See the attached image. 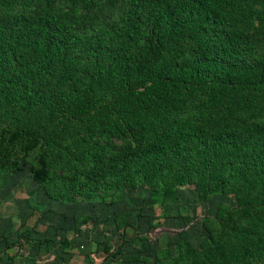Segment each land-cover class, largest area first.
<instances>
[{
    "label": "trees",
    "instance_id": "16d2710c",
    "mask_svg": "<svg viewBox=\"0 0 264 264\" xmlns=\"http://www.w3.org/2000/svg\"><path fill=\"white\" fill-rule=\"evenodd\" d=\"M101 1L0 0V190L24 166L62 203L111 168L122 184L109 187L120 192L173 197L187 187L204 202L215 185L233 205L202 220L197 249L180 240L155 262L264 264V36L251 33L264 27L248 6L264 0H111L123 1V28L73 32L99 22L88 12ZM217 27L229 31L215 36ZM184 51L191 61L179 63ZM195 95L198 112L175 117ZM96 136L120 147L106 157L112 148Z\"/></svg>",
    "mask_w": 264,
    "mask_h": 264
},
{
    "label": "rangeland",
    "instance_id": "374dc122",
    "mask_svg": "<svg viewBox=\"0 0 264 264\" xmlns=\"http://www.w3.org/2000/svg\"><path fill=\"white\" fill-rule=\"evenodd\" d=\"M101 3L104 9L88 12L89 16L97 17L98 23L72 31L92 34L103 22H109L116 29L123 28V1H118L114 7H110L111 0H102ZM68 4L67 1L58 7L66 11ZM248 6L262 13L263 17L256 21V25L264 27V4L249 3ZM33 9H38V6ZM81 11L83 9H79L75 15ZM224 31L229 29L217 27L214 35L219 36ZM251 33L255 39L264 36V31ZM185 46L188 47L187 44ZM74 55H79L82 63L91 62V58L82 56L80 52ZM190 61L189 54L184 51L179 63ZM201 99V96L195 95L192 100L183 103L175 117L192 118L199 110L197 105ZM212 115L218 116L219 112ZM231 117L235 118L236 115ZM89 140L101 146L109 144L112 149L106 157L116 153L120 147L119 141L107 140L105 136L91 137ZM96 152L99 161H105V151L96 148ZM87 166L89 168L91 165ZM115 170L111 168L108 176L103 175L90 191L84 192L75 186L76 195L66 203L49 200L43 187L31 180L28 166L17 173L8 174L0 190V249L11 242L12 245L5 247L19 253L20 264H30L32 260L34 264H43V243L49 241L51 254L57 256L64 246L73 242L71 237L75 236V247L80 254L90 255V264H143L128 261L137 257L148 260L145 264H158L154 260L157 249L172 250L180 240L197 249L206 237L202 220L211 218L217 205H233L232 197L220 195L215 185L210 187L209 196L204 202L197 200L193 190L187 187L178 188L173 197L154 194L145 187L114 191L109 187L110 183L122 184L113 173ZM55 190L56 185L52 184L51 192ZM74 218H78L77 223L73 221ZM115 220L124 226L122 236L121 231L115 228ZM17 238L20 244H16ZM3 257L0 253V260Z\"/></svg>",
    "mask_w": 264,
    "mask_h": 264
},
{
    "label": "crops",
    "instance_id": "0c3cea01",
    "mask_svg": "<svg viewBox=\"0 0 264 264\" xmlns=\"http://www.w3.org/2000/svg\"><path fill=\"white\" fill-rule=\"evenodd\" d=\"M75 239H76L75 236L71 237V240H73V242H70L68 246H64V248L61 249V251L58 253L57 256L56 254L55 255L51 254L49 249L50 246L49 241L45 242V240H43L45 243H43L42 245V247H44V253H42V257H41V260L43 261L42 263L43 264H90L92 262L90 259V255L80 254L78 248L75 247V245L77 244ZM9 245H12V243L11 242L7 243L4 245L2 249H0V253L4 255L3 259L0 260V264H10V258L13 257L14 258L11 264H20V262H18L19 253L17 254V251H14L13 248L6 249L5 246H9ZM8 251H12V253L9 254ZM131 263H136V262H131ZM30 264H34V261L32 260Z\"/></svg>",
    "mask_w": 264,
    "mask_h": 264
}]
</instances>
